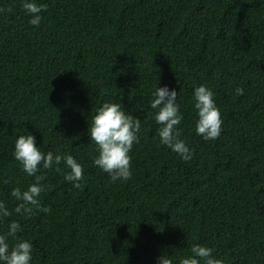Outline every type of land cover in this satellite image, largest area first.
<instances>
[{
    "label": "trees",
    "instance_id": "trees-1",
    "mask_svg": "<svg viewBox=\"0 0 264 264\" xmlns=\"http://www.w3.org/2000/svg\"><path fill=\"white\" fill-rule=\"evenodd\" d=\"M39 2L33 26L21 0H0V201L11 211V188L35 175L43 185L40 206L0 219V232L19 221L31 264H156L162 254L175 264L197 243L223 264H264V0ZM164 84L177 90L189 160L155 135L149 102ZM200 84L220 109L214 140L194 130ZM106 100L141 119L127 180L92 163L88 122ZM25 132L73 155L79 187L55 165L22 170L12 151Z\"/></svg>",
    "mask_w": 264,
    "mask_h": 264
},
{
    "label": "clouds",
    "instance_id": "clouds-1",
    "mask_svg": "<svg viewBox=\"0 0 264 264\" xmlns=\"http://www.w3.org/2000/svg\"><path fill=\"white\" fill-rule=\"evenodd\" d=\"M20 7L28 16L27 23L38 26L42 20L41 13L47 5L39 0H21ZM153 87L149 103L150 109L154 110L151 112V118L158 125L155 129L158 143L177 153L182 160H189L192 150L185 140L180 138L177 128L183 118L180 114V105L177 103V90L167 84ZM236 92L240 94L243 89L238 87ZM191 101L196 116L195 133L204 140L216 139L221 133L222 118L212 89L204 84L195 86ZM140 128L141 119L126 111L120 102L106 100L91 115L88 135L97 149L92 163L107 172L113 181L127 180L131 177L129 153L133 144L139 141ZM40 145L30 132L17 135L12 155L22 170L28 176H33L38 169H48L55 165L57 171H63L65 181L71 182L73 187H79L83 179V169L73 155L44 151ZM61 163L63 169L60 167ZM34 178L36 182L30 183L24 190L19 187L10 189L9 195L17 201L11 211L4 201H0V219L9 217L12 212L28 215L33 211V206H40L38 197L43 191V185L39 183L41 176L35 175ZM21 231L19 221L12 219L8 222L7 228L0 232V264H31L33 246L29 239L17 237ZM211 253V247L193 244L189 254L181 255L175 264H200V260H203V264H223L221 259ZM156 264L174 262L170 255L162 254L156 258Z\"/></svg>",
    "mask_w": 264,
    "mask_h": 264
}]
</instances>
